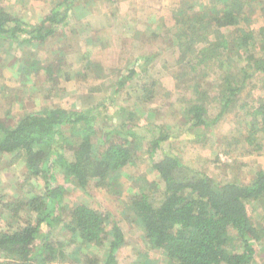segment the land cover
Returning a JSON list of instances; mask_svg holds the SVG:
<instances>
[{"label":"trees","instance_id":"obj_1","mask_svg":"<svg viewBox=\"0 0 264 264\" xmlns=\"http://www.w3.org/2000/svg\"><path fill=\"white\" fill-rule=\"evenodd\" d=\"M35 1H49L50 9L26 33L25 23L7 12L0 0V42L34 41L42 46L64 37L69 6L93 0ZM256 16L264 17V0H186L178 5L173 27L167 31L173 34L177 51L176 88L185 90L179 97L183 133L211 127L225 114L247 107L244 140L253 145L256 135L264 134V24L253 28ZM159 32L166 35V27ZM3 54L0 45V62ZM158 56L135 64L117 88L141 74L136 101H152L158 81L141 71ZM35 73H43L51 87H57L60 78L69 79L60 63L44 66L37 59L23 60L19 78L28 80ZM255 90L257 99L248 109L246 100L240 103L238 98ZM213 104L217 114L209 120ZM122 112L127 118L113 130L117 136L104 137L101 149L92 142L99 110L50 108L27 113L13 126L6 124L10 110L0 114V156L21 154L27 175L47 184L42 195L18 203L13 214L10 202L2 205L6 212L0 213L2 217L16 220L19 208L29 215L24 225L0 230V264H66L69 257L77 259L70 264H117L116 253L125 243L123 231L116 223L110 226L108 216L87 203L77 202L65 210L64 187L49 186L55 167L82 191L93 182L122 200L140 223L145 244L159 251L166 264H259L258 249L264 244V169L256 171L248 184L217 182L163 150L181 136L167 126L150 128L154 134L141 152L135 113ZM142 153L158 181L135 175ZM129 181L138 183L136 189ZM252 209L258 214L256 222ZM55 230L77 244L71 253L55 241ZM105 246L100 259L88 253ZM259 261L264 264L263 258Z\"/></svg>","mask_w":264,"mask_h":264},{"label":"rangeland","instance_id":"obj_2","mask_svg":"<svg viewBox=\"0 0 264 264\" xmlns=\"http://www.w3.org/2000/svg\"><path fill=\"white\" fill-rule=\"evenodd\" d=\"M184 1L114 0L112 5L106 0H93L86 4L77 2L69 6L70 22L64 37L49 39L42 46L34 41L12 45L0 42L4 49L0 62V114L10 110L6 124L13 126L27 113L50 108L99 110L101 117L95 121L92 142L101 149L104 137L114 139L117 136L113 130L127 118V113L122 112L126 109L135 113V136L140 141L141 152L146 150L154 134L151 130L167 126L181 136L178 141L164 145L166 153L178 156L184 164L207 173L217 182L248 184L256 171L264 169V134L256 135L253 145L244 140L246 120L243 112L247 107L225 114L211 127L193 128L183 133V102L179 97L185 90L176 88L177 51L172 42L173 34L167 29L173 27L177 7ZM1 2L7 12L25 23L26 33L39 23L51 5L49 1L35 0ZM263 24L264 17L256 16L253 28ZM163 25L166 35L157 33ZM156 53H159L158 58L148 62L141 71L158 81L156 95L152 101L140 103L136 101L140 73L131 77L123 87H117L123 81L122 76L129 75V69ZM27 59H37L44 66L60 63L68 72L69 79L60 78L58 86L51 87L43 73H35L28 80L19 78L22 61ZM258 92L248 91V94L240 95L238 101L243 103L246 100L249 109ZM217 108L213 104L209 120L216 116ZM144 159L142 153L135 175L158 181L156 173L148 169ZM52 175L49 186L62 185L65 189V210L74 203L84 202L103 211L109 218L110 226L113 223L119 225L125 243L116 253L117 264H166L159 251L145 244L140 223L128 214L117 196L97 188L93 182L82 191L66 182L57 167L52 170ZM130 183L136 189L138 183ZM46 185L42 178L27 175L21 154L0 156V213L6 214L2 205L10 202V213L13 214L18 203L24 204L31 197L42 195ZM28 215L26 209L19 208L16 220L0 216V230H13L24 225ZM251 218L254 222L258 220L254 209ZM55 232V241L63 243L68 254L77 247L69 237H61L58 230ZM105 250L106 246L101 249L93 247L88 253L100 259ZM258 250L260 264L259 259H264V244ZM75 258L69 257L70 260H77ZM70 260L66 264H70Z\"/></svg>","mask_w":264,"mask_h":264}]
</instances>
